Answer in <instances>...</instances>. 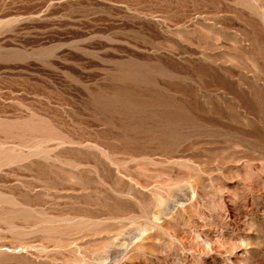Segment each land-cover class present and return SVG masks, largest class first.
<instances>
[{
	"label": "rangeland",
	"instance_id": "1",
	"mask_svg": "<svg viewBox=\"0 0 264 264\" xmlns=\"http://www.w3.org/2000/svg\"><path fill=\"white\" fill-rule=\"evenodd\" d=\"M0 264H264V0H0Z\"/></svg>",
	"mask_w": 264,
	"mask_h": 264
}]
</instances>
